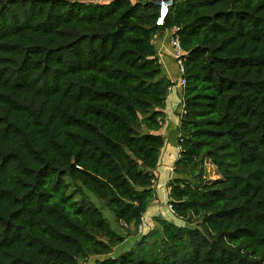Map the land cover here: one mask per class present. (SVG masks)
I'll use <instances>...</instances> for the list:
<instances>
[{
    "label": "trees",
    "instance_id": "16d2710c",
    "mask_svg": "<svg viewBox=\"0 0 264 264\" xmlns=\"http://www.w3.org/2000/svg\"><path fill=\"white\" fill-rule=\"evenodd\" d=\"M107 1L0 0V264H264V0H175L164 27L154 0ZM174 27L184 223L139 235L172 85L154 40Z\"/></svg>",
    "mask_w": 264,
    "mask_h": 264
},
{
    "label": "crops",
    "instance_id": "0c3cea01",
    "mask_svg": "<svg viewBox=\"0 0 264 264\" xmlns=\"http://www.w3.org/2000/svg\"><path fill=\"white\" fill-rule=\"evenodd\" d=\"M156 49L165 46L168 49V38L165 34L155 40ZM164 43V45L162 44ZM165 67L163 73L168 79L175 81L179 80L177 74V66L173 59L169 56H164ZM171 79V80H172ZM183 97V90L181 88H174L170 94H168L164 113L166 115V124L161 129L160 134L164 137L165 146L160 153V159L157 169L154 171L155 179L152 187L154 198L145 214V218L148 220L149 229L158 228L157 220H164L165 218L174 219L179 224L184 223L178 220L174 214L165 205L169 201L166 198L169 190V180L173 168H175L176 160L179 158L178 152V125L179 118L178 112ZM130 239V238H129ZM128 243V241L126 242ZM125 243V244H126ZM128 244L125 245V247Z\"/></svg>",
    "mask_w": 264,
    "mask_h": 264
},
{
    "label": "built area",
    "instance_id": "2783aa9c",
    "mask_svg": "<svg viewBox=\"0 0 264 264\" xmlns=\"http://www.w3.org/2000/svg\"><path fill=\"white\" fill-rule=\"evenodd\" d=\"M174 1L175 0H154V4L157 6L158 8V18H157V22H156V26L157 27H164L166 24V20L167 18L170 16V12H171V8L174 5ZM179 31L180 29L178 27H174L172 29H166L164 30L161 34H158L155 37V40L159 37H161L162 34H165L168 38V49L165 48V46H162L161 48L156 49L157 52V57L161 63L162 67H165V63H164V56H169L173 59V61L176 63L177 66V74L179 76V80L175 81L171 79V87L168 90V94H170L172 92V90L174 88H181L183 90V97H182V101L179 107V112H178V118H179V124H180V120L181 118L186 114L185 111V104H184V90L186 88V79L184 78V74H185V68H184V63H183V59L185 56L184 50L182 48V44L180 41V37H179ZM154 40V46L156 45V42ZM164 45V43H162ZM163 69V68H162ZM166 124V120L161 121L160 122V126L163 128ZM179 125H178V131H179ZM178 152L179 154L182 152V148H183V140L180 138V134H178ZM210 165L214 166L211 162L209 163ZM215 167V166H214ZM216 171V173H218L217 168H214ZM174 173H171L170 175V180H172ZM219 175V176H218ZM217 176L215 177H220L219 179H221L220 174L218 173ZM218 180V179H217ZM215 180V181H217ZM170 194H171V189L169 188L166 198L169 199V201L167 203H165V205L168 207V209L173 213V207L170 203ZM122 228V230H127L128 226L125 224L120 225ZM148 228V220L144 217H142L141 219V224L138 227V234L142 235L144 234V232H146Z\"/></svg>",
    "mask_w": 264,
    "mask_h": 264
},
{
    "label": "rangeland",
    "instance_id": "374dc122",
    "mask_svg": "<svg viewBox=\"0 0 264 264\" xmlns=\"http://www.w3.org/2000/svg\"><path fill=\"white\" fill-rule=\"evenodd\" d=\"M103 1L104 2H109L107 0H103ZM177 161H178V159L176 160V162ZM209 163H210V161H206V164H205V178L208 180V182H214L215 180L219 179L220 177H218V178L215 177V176L218 175V173H216V171H213V170H215L214 169L215 167L210 165ZM174 171H175V168H173L172 173H174ZM94 202L97 205V207H99L101 209L102 213L108 219V221L110 222L111 226L113 228L117 229L119 232H121V233H123V234L128 236L127 230H122L120 225H118V227H117V225L115 224L114 219L112 217V213L109 211V209L106 207V205L104 203H98L95 200H94ZM164 220H168V222H170V223L172 222V223H174L176 225H181L182 224V223L179 224L178 222H176L174 219H171V218H165ZM196 225L197 224L192 225V226H196ZM148 227H149V224H148ZM146 231H148V230H146ZM132 240H133V238L127 239L128 243H126V244H128V245L125 247L126 244H124L122 246V249L123 248L127 249V248L133 246L135 244V241L134 240L132 241ZM91 263L92 262L90 261L88 264H91Z\"/></svg>",
    "mask_w": 264,
    "mask_h": 264
},
{
    "label": "water",
    "instance_id": "95a60500",
    "mask_svg": "<svg viewBox=\"0 0 264 264\" xmlns=\"http://www.w3.org/2000/svg\"><path fill=\"white\" fill-rule=\"evenodd\" d=\"M153 3H154V1H153Z\"/></svg>",
    "mask_w": 264,
    "mask_h": 264
}]
</instances>
